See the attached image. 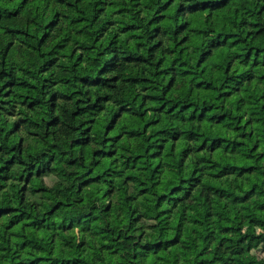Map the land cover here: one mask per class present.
<instances>
[{"label":"trees","instance_id":"16d2710c","mask_svg":"<svg viewBox=\"0 0 264 264\" xmlns=\"http://www.w3.org/2000/svg\"><path fill=\"white\" fill-rule=\"evenodd\" d=\"M141 2L151 10L144 26L136 19ZM20 3L25 8L33 5V15L39 22V13L48 0H0V7L13 5L0 17V30L10 37L6 52L15 43L12 36L24 38V44L32 35L30 21H18ZM56 3L64 10L58 8L44 20L36 42L43 47L51 41L41 70L56 62L55 49L63 50L77 37L87 43L77 42L67 55L82 61L108 28L120 22L119 32L104 45V52L110 53L105 64L111 61L114 65L121 59L132 65L148 64L159 56L155 75L166 81L165 93L174 94V102L159 103L156 93L141 100L159 103L154 110L160 113L141 128L155 127L152 143H146L130 158L138 163L146 152L155 161L149 186L144 180L132 185V169L124 178L129 188L105 180L111 173L108 168L101 169V164L114 157L117 149L96 147L91 149L92 166L81 169L82 178L77 179L71 198L65 195L57 199L50 191L57 184L55 154L42 150L33 155L34 148L26 149L23 136L13 144L0 143V152L6 154L0 164V264H100L101 259L103 264H127L126 255L131 256L133 264H264V257L256 259L264 253V0ZM105 15L107 19L100 23ZM210 32L213 36L205 43ZM146 42V52L139 51ZM189 50L198 69L195 74L188 67ZM3 77H8L0 84V113L4 117L16 115L17 103L28 109L39 108L40 96L27 92L35 89V84L17 81L11 72L0 69ZM127 79L147 83L150 77L134 74ZM80 81L90 82L86 75ZM45 86L42 83L41 90ZM17 89L24 90L19 92L22 98L18 102L9 99ZM176 95L180 99H175ZM121 109L123 115L127 109L123 105ZM170 117L184 127L169 138L167 128L161 125H167ZM25 123L23 116L12 120L4 131L5 141ZM52 123L47 120L45 135ZM82 123L83 132L90 133L92 123ZM114 127L113 120L104 125L106 135L101 144L112 143L113 137L107 134ZM132 131L135 133V127ZM182 132L187 133L186 139L196 142V151L201 153L193 163H189L191 149L179 147ZM29 135L38 137L39 133ZM115 139L122 137L118 133ZM136 139L134 134V143ZM171 141L176 142V164L184 168L183 176L165 167ZM72 143L87 154L92 139L90 135H77ZM68 163L75 164L76 160ZM138 200L145 207L129 205ZM147 201H154V214L147 209ZM82 207L84 211H80ZM162 218L164 226H160ZM5 234L7 238H3ZM126 246H130L127 253ZM101 250L103 257L94 262L93 254L100 257ZM251 250L253 255L247 258Z\"/></svg>","mask_w":264,"mask_h":264},{"label":"clouds","instance_id":"9594fccd","mask_svg":"<svg viewBox=\"0 0 264 264\" xmlns=\"http://www.w3.org/2000/svg\"><path fill=\"white\" fill-rule=\"evenodd\" d=\"M181 2L191 3V0H181ZM12 6L4 4L3 7H0V17L5 14L8 7ZM139 7L140 14L136 19L138 23L144 26L147 23V17L151 14V10L146 9L144 2H141ZM33 8V5L25 8L24 3H20L18 6V11H20L18 21L21 24L26 19L30 21L29 29L32 35L26 38V43L21 44V39L24 38L12 36L11 38L15 43L12 50L6 52L5 45L10 37L0 30V69L11 72L12 78H15L17 81L25 80L31 84H35L36 88L28 89L27 92L30 96H40V106L33 110L17 103L16 115L10 119L4 117L3 113H0V129H3V131H0V143L13 144L20 136H23L25 137L26 149L28 146L34 148L33 155L42 150L48 154H55L56 160L53 171L57 178V184L50 191L53 197L57 199H62L65 195L71 198L72 189L77 179L82 178L81 169H87L89 166H92L94 158L91 157V149L96 147H113L117 149L114 157L103 160L101 164V169L108 168L111 173L104 177L105 180H111L113 184H116L120 188H129L130 184L125 182L124 178L129 175V171L132 169L134 179L131 184L138 185L140 180H144L145 186H149L153 175L151 169L155 161L146 152L143 153L145 158L138 163L130 158L136 152L141 151L146 143H152V136L156 131L155 127L143 131L141 128L144 123H147L149 120H155L160 115L154 109L158 108L159 103L174 102L172 100L174 94L165 93L166 81L162 77L155 75V72L158 71L155 60L159 59V56L153 57L148 64L132 65L122 59L114 65L111 61L105 64V60L110 53L104 52V45L108 39L112 38L114 33L119 32L120 22H117L108 28L105 37L96 44L95 49L86 53L82 61L75 60V56L67 55L71 47L75 46L77 42L87 43V41L77 37L76 41L69 40L63 50L55 49L53 54L57 57L56 62L51 67L45 65V70H41V65L48 55L47 49L51 46V41L47 42L43 47L36 45L43 30L44 20L58 8L61 11L64 9L56 3V0H48L47 6L39 13V22H37L33 15ZM105 19H107V15L101 17L100 23H103ZM125 20H127V17H125ZM73 31H75L74 26ZM212 36L213 33H208L205 37V43ZM147 43L139 51L146 52ZM81 51L84 50L81 49ZM41 52L44 53L43 57L40 55ZM98 52H102L103 54L98 55ZM188 59V67L194 74L197 73L198 69L194 64L192 50L188 51ZM134 68L142 69L143 71L142 73H135L133 71ZM134 74L149 76L150 80L147 83H137L127 79V77ZM85 75L89 78V83H81L80 77ZM7 78H0V84H3L4 79ZM92 78H95L94 81ZM42 83L46 85L43 90L40 88ZM21 91L24 90L17 89L13 97L9 99L18 102L22 98L19 96V92ZM151 93L158 94L160 97L159 103H152L148 100H144L141 103V100ZM49 96L53 98L50 100ZM97 97L100 99L97 100ZM175 99H180V97L176 95ZM121 105L127 109L123 115ZM76 112H79L78 116L75 115ZM133 113H135V116L132 115ZM176 115L183 114L178 113ZM20 116L25 117L27 123L23 124L20 131L13 135L10 140L5 141L4 131L11 126L12 120ZM48 119H51L53 123L47 129L48 135H45V124ZM109 120H113L115 123V127L107 134L113 137V141L110 144H101L106 135L104 125ZM82 122L92 123L93 126L90 133L83 132L84 123ZM194 123L192 126H194ZM77 125H79V128L74 131L73 129ZM161 126L167 128L166 135L169 138L173 131L184 127L178 119L174 121L172 117L169 118L167 125ZM133 127H135V133L132 131ZM29 133H39V136L34 137L29 135ZM118 133L122 139L117 141L115 137ZM134 134L138 137L135 143L133 142ZM77 135L91 136L92 143L88 146L89 151L87 154H85L83 147H76L72 143L73 138ZM186 136L187 133L182 132L179 147H189L191 149L189 163H193L201 153H197L196 151V142L186 139ZM166 155L168 160L165 163V167L169 168L176 176H183L184 168L176 164L178 148L175 141L170 142V150ZM25 157L28 158L27 152L25 153ZM4 159H6V154L0 152V164L4 162ZM70 159H75L76 163L69 164L68 160ZM161 160H164L163 156ZM133 164L136 165L135 168H133ZM20 170V167L17 166L16 172ZM150 190L155 191L154 188H150ZM153 204L154 201H147L146 207L154 214L156 209L153 207ZM129 205L141 208L145 207L139 200L134 205L130 201ZM168 206L170 207L171 205ZM80 211H84V208H80ZM168 218L170 219V217ZM105 221L107 222V218H105ZM164 225L165 220L162 218L160 219V226ZM119 227L126 228L127 226L119 225ZM54 228L55 225H53ZM3 238H7V235L5 234ZM128 247L130 246H126V253ZM252 255V253H249V257L247 258H251ZM102 257V250L100 257L93 254L94 262ZM261 257H264V253H261L256 259L259 260ZM126 259L127 264H133L130 255H126ZM100 264H103L102 259L100 260Z\"/></svg>","mask_w":264,"mask_h":264},{"label":"rangeland","instance_id":"374dc122","mask_svg":"<svg viewBox=\"0 0 264 264\" xmlns=\"http://www.w3.org/2000/svg\"><path fill=\"white\" fill-rule=\"evenodd\" d=\"M253 252L252 250L250 251V253Z\"/></svg>","mask_w":264,"mask_h":264}]
</instances>
